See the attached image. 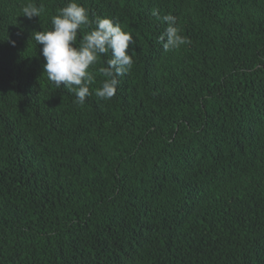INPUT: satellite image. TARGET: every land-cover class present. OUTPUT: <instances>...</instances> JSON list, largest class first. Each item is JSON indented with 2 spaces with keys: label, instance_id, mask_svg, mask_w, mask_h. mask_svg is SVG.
<instances>
[{
  "label": "trees",
  "instance_id": "16d2710c",
  "mask_svg": "<svg viewBox=\"0 0 264 264\" xmlns=\"http://www.w3.org/2000/svg\"><path fill=\"white\" fill-rule=\"evenodd\" d=\"M68 2L0 0V264H264V0H77L135 39L83 105L31 36Z\"/></svg>",
  "mask_w": 264,
  "mask_h": 264
},
{
  "label": "clouds",
  "instance_id": "9594fccd",
  "mask_svg": "<svg viewBox=\"0 0 264 264\" xmlns=\"http://www.w3.org/2000/svg\"><path fill=\"white\" fill-rule=\"evenodd\" d=\"M43 5L39 7L29 2L22 8L23 16L29 20L40 17ZM151 15L166 25L159 36L164 52L178 50L191 43L182 34L177 18L172 14L161 16L153 9ZM52 29L34 31L32 38L43 57V73L56 88H66L75 95V103L83 105L92 95L90 85L97 83V76L90 71L107 55L105 65L99 67L98 75L104 77L95 89L96 97L110 100L116 95L118 77L128 75L134 65L135 39L121 24L108 17L96 16L89 19L88 10L77 0H69L66 6L57 9L51 17ZM83 32L77 45L78 30ZM15 43L14 41L12 42Z\"/></svg>",
  "mask_w": 264,
  "mask_h": 264
}]
</instances>
